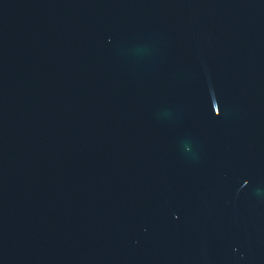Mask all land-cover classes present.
<instances>
[{
	"label": "water",
	"instance_id": "water-1",
	"mask_svg": "<svg viewBox=\"0 0 264 264\" xmlns=\"http://www.w3.org/2000/svg\"><path fill=\"white\" fill-rule=\"evenodd\" d=\"M0 264H264V0H0Z\"/></svg>",
	"mask_w": 264,
	"mask_h": 264
}]
</instances>
